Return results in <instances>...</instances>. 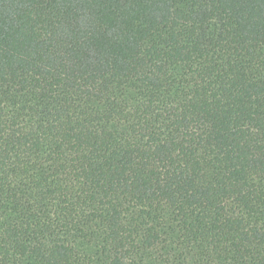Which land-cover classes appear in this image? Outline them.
<instances>
[{"label":"trees","instance_id":"trees-1","mask_svg":"<svg viewBox=\"0 0 264 264\" xmlns=\"http://www.w3.org/2000/svg\"><path fill=\"white\" fill-rule=\"evenodd\" d=\"M0 264H264V0H0Z\"/></svg>","mask_w":264,"mask_h":264}]
</instances>
